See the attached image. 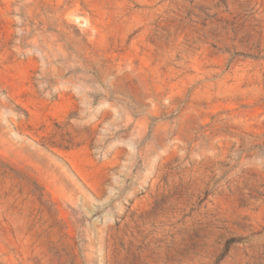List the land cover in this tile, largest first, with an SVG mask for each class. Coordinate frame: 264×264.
I'll return each mask as SVG.
<instances>
[{
	"label": "rangeland",
	"instance_id": "1",
	"mask_svg": "<svg viewBox=\"0 0 264 264\" xmlns=\"http://www.w3.org/2000/svg\"><path fill=\"white\" fill-rule=\"evenodd\" d=\"M0 264H264V0H0Z\"/></svg>",
	"mask_w": 264,
	"mask_h": 264
}]
</instances>
